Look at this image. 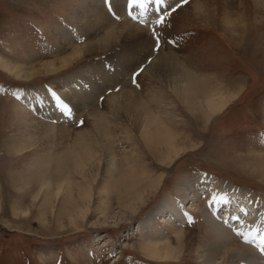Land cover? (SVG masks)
Returning a JSON list of instances; mask_svg holds the SVG:
<instances>
[{
  "label": "rangeland",
  "instance_id": "obj_1",
  "mask_svg": "<svg viewBox=\"0 0 264 264\" xmlns=\"http://www.w3.org/2000/svg\"><path fill=\"white\" fill-rule=\"evenodd\" d=\"M87 1L0 0V176L7 183L16 180L2 175L8 164L15 172L24 171V178L19 177L15 183L31 175L45 172L50 175L54 167H37V158L48 159L62 153L65 158L58 160L57 169L73 172L70 177L75 178L78 184L85 177L89 181L95 178L91 185L94 189L92 211L86 214L85 219L78 218L73 222L66 216L69 207L62 204V196L55 199L53 192L50 193L49 205L45 204V191L33 198L38 192L34 188L35 183L24 200L23 212L27 210L26 215L23 216L22 211H14L12 201L21 195V190L6 186L10 190L8 192L0 181V264H200L196 250L203 245H212L214 240L207 232L208 227L199 211L206 205L211 207L212 202L220 198V182L227 183L226 186L232 184L233 189L226 192L225 200H220V204L234 205L237 212L232 205L227 207L232 206V213L249 221L255 217L256 209H264V174L259 177L253 175L263 163L260 154L264 155V57L255 56L256 53H264V4L257 8L256 0L177 1L167 13L159 15L158 21H164L151 32L150 56L140 64L136 58L129 61L123 46L74 55L84 50L87 38L98 43V48L103 47L108 38L105 28L91 31L88 37L79 35L75 39L71 36L76 30V13L81 12ZM240 2L242 6L238 7ZM202 6L206 11L199 14L198 9ZM227 9L234 13L243 12L248 28L255 29L257 42L251 44L252 47H248L247 39L236 49L227 41L226 28L230 26L224 20ZM118 49L123 53L118 55ZM77 56L81 58L74 59ZM66 61L71 65L63 71H53L52 67L62 68ZM138 61L135 71L130 73L131 62ZM156 61L160 67L156 68L154 64L149 69L153 73H147L146 68ZM2 62L8 63L13 74L2 69ZM174 72L188 75L191 92L185 94L175 83L178 75ZM65 75H73V78L62 83ZM215 76L229 81L240 78L239 100L231 103L223 115L212 118L207 132L192 126L186 131V137L195 141L196 148L174 161L154 194L140 191L138 200L124 198L121 196L124 189L119 183L104 190L107 176L104 165L109 147L106 136L116 140L123 149L124 155L118 154L122 155L123 177L128 169L137 173L146 171V165L151 163L146 158H151V153L156 151L155 148H146L145 143L152 141L138 135L142 129V123L138 127V121L142 116L126 113L124 100L117 102L118 110H113L112 96L119 95L121 87L129 85L147 98L154 114H173L176 121L183 113L181 108L194 101L197 89L213 84ZM87 81L92 85H87L89 89L82 88L81 84ZM98 84L101 89H98ZM80 88L83 91H79ZM42 89L47 95L40 94ZM64 89L70 91L64 92ZM71 91L75 92L76 100L88 95L84 111L77 109L75 103L70 104L73 102ZM53 103L60 108L57 110L62 116L60 119L56 118L55 111L51 114ZM199 106L188 107L194 109ZM66 117L69 120L62 121ZM101 120L110 121L108 132L94 127ZM118 125L122 129L117 130ZM48 126L54 129L49 130ZM95 140L101 141V145L93 156ZM80 141L86 143L87 152ZM25 146L29 148L20 153ZM8 148L12 155H9ZM11 156L15 157L14 160H10ZM94 157L104 158L102 165H98ZM251 165L256 167L254 171ZM154 173L157 175L162 171L154 170ZM199 175L207 179L212 177L216 183L212 180L214 184L209 189L200 190L196 201L182 202L176 188L183 179ZM146 183L144 179L142 187ZM168 195L176 199L177 205L184 204L182 210L191 215L182 227L174 219L171 223L166 222L171 217L155 211ZM106 196L109 199L105 200ZM140 199L146 203L139 205ZM101 203L108 205L109 210L104 213L94 211L98 206L104 207ZM63 206L67 209L62 214ZM42 210L45 212L40 215ZM228 214L225 216L233 224L234 231H238V225ZM223 215L221 217L227 219ZM148 216L156 218L150 225V235L157 236L160 244H171L167 251L178 258L176 261L163 262L145 253V243L152 241L140 233L144 228L143 220ZM160 218L163 223H158ZM242 229L244 231L245 228ZM263 263L259 258L254 264Z\"/></svg>",
  "mask_w": 264,
  "mask_h": 264
},
{
  "label": "bare ground",
  "instance_id": "obj_2",
  "mask_svg": "<svg viewBox=\"0 0 264 264\" xmlns=\"http://www.w3.org/2000/svg\"><path fill=\"white\" fill-rule=\"evenodd\" d=\"M177 1L180 0H166V3L164 4H156L153 2V0H146L144 8H140L139 6L135 8L134 14L136 16V19H133L132 17L127 16L125 13V0H109L107 4L105 3V0H88L85 3V5L80 9L81 12L77 11L76 13L78 15V17L74 18V20H76L75 21L76 30L75 33L71 34V36L73 35L75 39H77L79 35L88 37V34L91 31H98L101 28L102 29L105 28L106 29L105 36H107L108 38L105 39L106 43L102 44L103 47H99V48L97 47V45H99L98 43L92 42V39L89 40L87 38L85 40L87 42L85 43L86 46L84 47V50H79L74 55L91 54L93 51L96 52L98 50H101L100 52H103L110 47L121 48V46H123V49L127 50L124 53H126V55L129 56L128 57L129 61H133L136 58L139 59V61L141 62V63L139 61L135 63L131 62L132 65L130 66L132 70H130V73L134 72L136 67L138 66L137 64L139 63L143 64L145 62V59H147L150 56L149 48L152 43V40H150L151 39L150 36H151V32H153V29L157 27V25L159 24L157 23V21L160 19L159 15L165 12L167 13L170 9H172L175 6ZM241 3L242 2H240L237 6L241 7L242 6ZM255 3L257 4V8H258L259 6H263L264 0H256ZM206 7L204 8L202 6L201 9H198L200 11L199 14H203L204 11H206ZM141 12H143L142 16L140 15ZM215 12H218V10H215ZM229 14H233V15H229ZM244 15L245 14L243 12L236 11L234 13L232 10L227 9L226 15L224 17L225 23L230 25L228 28H226L227 41L230 43V45H233L235 49L240 48V45H242L243 42H245L244 40L246 39L248 41V47H252L251 44H256L257 42V38L254 37V34L256 33L255 29L248 28L247 23H245L247 17H245ZM117 16L119 17L118 19L116 18ZM162 21L160 22L161 24L163 23ZM117 27H119V29H117ZM62 41L63 40L60 39V42ZM126 46H129L133 51H130V49H128ZM121 51L122 50L118 49L116 53L117 54L123 53ZM116 53L115 55H117ZM258 55L264 57V53L255 54V56ZM79 58L81 57L77 56L74 59H79ZM118 63H121V61ZM154 64L156 68L160 67L159 61L152 62L149 68H146L145 71L149 74L153 73L152 70L149 69ZM69 65H71L70 62L66 61L64 62L63 66H61L62 68L60 67L59 68L52 67V68L54 72L61 70L63 71ZM1 66L2 69L5 70V72H7L8 74H13V70L8 66L7 62L6 63L2 62ZM173 74L178 75L176 77L175 83L179 84V86L182 88L184 93L186 94L188 92H191V90L188 89V85H189L187 83L188 75L184 72L183 73L174 72ZM72 76L73 75H65L62 80V83H64L68 79L73 78ZM227 79L224 78L221 79L218 76H215L213 77V81H212L213 84L199 87L194 96V101L190 104L186 103L187 106L181 108L183 113H180L176 121H175L176 117L173 114L170 116L167 113L165 116H158L154 114V112L150 109L148 105L149 102L146 100L147 98H145L142 95V93L141 94L136 93L133 90V88H131L129 85L122 86L121 89L119 90L120 94L112 96L111 98L112 99L111 106L113 110H118L119 106L117 105L118 104L117 102H119L120 100H124L125 102L124 108L126 113L128 114L136 113L142 116V118L138 121V127H140V124L142 123L141 125L142 129L139 130L138 135L142 136L143 139L146 141H152L149 144L145 143L146 148L147 149L155 148L156 151L151 153V158L150 157L146 158V160H151V163H148L146 165L147 167L146 171L137 173L133 169L131 170L128 169L127 173L123 177V171L120 165L122 161V157H121L122 155H118L119 153L123 154L122 152L123 149H120L121 148L119 147L120 144L116 140L109 138V136H106V138L109 139L108 140L109 147L106 152L107 161H105V165H104V169L107 174L105 180L106 187H104V190H106L107 187H110V185L113 186L119 183L120 188L124 189V192L121 194V196H123L124 198L129 197L132 198L133 200H138V198H140V194H139L140 191H147L151 193L153 192L154 194V190L158 189L161 185L160 183L163 182V180L165 179L164 173L174 163V161L179 159L181 157V154H184L187 151H192L196 148L197 145L195 141L186 137L187 134L186 131H188V129H190L192 126L194 128L196 127L201 132L204 133L207 132L211 126L209 124L211 119L215 118L218 115L219 116L223 115V113L226 111V109L230 106L231 103L239 100L240 96L237 94V92L239 91L240 88V83H239L240 78L232 81H229V79L228 80ZM87 85L91 86L92 84H90V82L88 81L83 82V84H81V86H83L82 88L85 87L88 88L89 86ZM98 87H99L98 89H101L100 88L101 86H99V84ZM62 88L63 87H61V89ZM82 88H80L79 91H83ZM76 89L78 88L76 87ZM62 91L65 92L70 90L64 89ZM64 92H60V93H64ZM71 92L73 93H71L72 95L70 98L71 101L73 102H71L70 104L75 103L77 109H81L82 111H84L87 105L86 101H88L86 99L89 98L88 95H84L80 97L79 100H76L75 92L74 91ZM41 93L43 95H47L45 89H42L40 94ZM185 100L188 101L189 99L185 98ZM54 104L55 103H53V105ZM194 104H200V106L194 109L188 107ZM50 109H51L50 110L51 114L54 111L55 113H57L58 115L56 117L57 119H60L62 117L61 115H59L57 111L60 109L58 105H54V107ZM42 110L44 111V109ZM120 110H121V106H120ZM25 117L26 116H24V118ZM186 118L188 119L189 124H187ZM68 120L69 118L66 117L65 120L63 119L62 121L65 122ZM108 123H110V121L103 122L101 120L98 121L94 127L99 129L100 131L105 130L108 132V128H107ZM101 124L103 125L101 126ZM48 129L51 130L54 129V127L48 126ZM116 129L117 130L122 129L121 125H118ZM100 142L101 141L99 140H95L92 150L93 156L95 155V153L99 151L98 148L101 145ZM79 144H81L84 151L87 152L86 143L80 141ZM28 148L29 146L23 147V149L20 150V153H22L24 150ZM8 151H9V155H12V150L8 148ZM93 156L90 155V158H92ZM260 156L263 163H261L259 169L253 173V175H256L257 177L264 174V157H262L264 155L260 154ZM14 158L15 157L11 156L10 160H14ZM62 158H65V156H63L62 153L56 154L54 157L48 159L38 157L37 164L39 165L37 167L51 165L54 167V171L52 172V174L48 175V173L45 172V174L42 175L40 174H38L37 176L31 175V177L26 178L24 181L17 183H15V181L19 177L24 178V171L21 170L15 172L16 170L13 168L11 164H8L7 168L5 166L6 170H4L5 172L3 171L2 175L7 177L8 179L9 177H13L16 180H11V182L7 183L0 176V181H3V184L5 185L3 186V188L8 192H10V190L7 187H13L14 189L21 190L20 193L21 195H19L17 199L12 201V203H14L15 205L14 211H22V212L24 211L23 205H24V200L26 199V194L31 193L32 191L31 185L35 183L34 188L38 189V192L33 198L36 199L41 192L45 191V195H46L45 204L49 205L50 199L48 197L51 196L50 193L53 192V196L55 199H57L59 196H62L63 197L62 204L69 207L66 216L69 217L70 222H73V220H76L78 218L85 219L86 216H88L86 214L92 211L91 200L94 197V189L91 185L95 181V178H92V180L89 181L87 177H85L81 181V183L79 184L76 183V179L70 177V175H72L73 172L65 173V171H60V169H57L58 164L60 162L58 160L59 159L62 160ZM94 158L98 165H102L104 158L103 159L99 157L98 158L94 157ZM1 167L2 166H0V168ZM242 167H244L245 169L248 168L245 164H242ZM250 167L253 171L256 168L253 165H251ZM154 170L162 171V173L156 175L154 173ZM144 179L147 180V183L146 186L142 187L141 183L143 182ZM212 180H214L212 177L211 179H207L205 177H202L201 175L197 177L185 178L176 188L178 197L181 198L180 200H182V202L186 201V204L190 203V201H196L200 190L209 189L211 185L214 184L215 180L213 182ZM226 184L227 183L220 182L219 183L220 198L215 199L212 202L211 207L206 205L202 210L199 211L205 221V225L208 227L207 232H209L212 235L214 243L208 247H204V245L200 246L196 250L197 262L200 264H243V262L254 264L259 258L264 261V249H263L264 244H262V241H264V209L261 210L256 209L254 212L255 217L253 216L254 218L248 221L244 219L242 216L239 217L234 212L232 213V211H230V208L232 206L229 209H227L228 205H226L223 209L224 212L226 214L229 213L228 214L229 217L230 215H232V217H236V219H232V222L233 223L236 222V225H238L237 227H239L238 229H236L238 231L235 232L234 231L235 229L233 228V224L229 222L228 218L226 216L225 217L227 219L222 218L221 216H218V214L216 213V208L221 203L220 200L225 198L226 192L228 190L231 191L233 189L232 184L231 186H226ZM139 185L140 187H138ZM137 188L139 189L137 190ZM104 199L107 200L109 198L106 196ZM145 203L146 201L140 199L139 205H143ZM177 204L178 203L176 202V199L173 196L168 195L163 199L160 206L155 211L161 213L162 215L165 214V216L167 214L169 218L171 217V219H169V221L166 222L171 223L174 219L179 223L178 226L182 227L184 226V223L187 221L188 217H190L191 215L186 210H182L181 207H183L184 204L182 205L181 203L180 205ZM101 205H103L104 207L98 206L97 209H95L94 211H97L99 213H104L110 208L108 205H105L103 203H101ZM65 206L61 208L60 213L63 214L66 212L67 208ZM195 209L196 208L194 207L192 211L194 212ZM162 211H164V213ZM26 212L27 210H25V212H23L22 215L25 216ZM44 212L45 211L42 210L40 215H43ZM162 219L158 223H163ZM154 220H156V218H154L153 216H148L143 220L144 228L142 227L140 235L141 236L143 235L148 240L152 241V242L147 241L148 243H145L146 244L144 248L145 253H147L148 257L152 259L158 258V260H161L163 262L165 260H170V259L176 261L178 258L172 256L167 251L168 249H170L171 244L170 245L160 244L159 243L160 240L158 239L157 236L152 237L150 235L151 234L150 225ZM242 228H245L244 231ZM242 237L244 239H241ZM245 237H247V240L245 239ZM163 248L165 249V251H163Z\"/></svg>",
  "mask_w": 264,
  "mask_h": 264
},
{
  "label": "snow or ice",
  "instance_id": "obj_3",
  "mask_svg": "<svg viewBox=\"0 0 264 264\" xmlns=\"http://www.w3.org/2000/svg\"><path fill=\"white\" fill-rule=\"evenodd\" d=\"M109 0H105V3L107 4ZM154 3L156 4H164L166 3V0H153ZM146 0H125V13L127 16L132 17L133 19H136V16L134 14V10L137 6L140 8L145 7ZM131 9V11H130ZM175 11V9H173ZM140 15H143V12L140 13ZM117 19L119 18L118 16L116 17ZM161 21H157V23H160ZM136 73L133 74L135 77ZM232 219H236V217H232ZM247 240V237H245ZM262 244H264V241H262Z\"/></svg>",
  "mask_w": 264,
  "mask_h": 264
}]
</instances>
